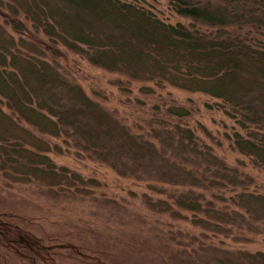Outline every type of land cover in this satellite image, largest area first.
Listing matches in <instances>:
<instances>
[{
	"label": "trees",
	"instance_id": "1",
	"mask_svg": "<svg viewBox=\"0 0 264 264\" xmlns=\"http://www.w3.org/2000/svg\"><path fill=\"white\" fill-rule=\"evenodd\" d=\"M8 1L14 3H4L11 15L22 14L35 33L116 74L113 83L123 91L138 82L145 95L172 87L216 100L235 125L225 135L229 148L264 170V0H165L186 21L175 23L139 0ZM6 25L0 22V172L58 192L68 186L87 193L80 186L96 185L95 180L48 156L73 150L121 176L152 182L148 187L157 197L144 195L143 201L153 211L174 218L182 217L180 209L191 212V222L202 230L240 241L246 240L244 232H264V193L250 191V177L178 121L189 115L187 109L170 105L164 116L130 127L39 44L15 37ZM12 28L23 30L17 22ZM160 108L153 106L155 112ZM38 135L61 139L67 149ZM199 188L231 194L207 199ZM217 199L227 203L217 207ZM200 250L194 257L175 255L169 264H264L262 251Z\"/></svg>",
	"mask_w": 264,
	"mask_h": 264
},
{
	"label": "rangeland",
	"instance_id": "2",
	"mask_svg": "<svg viewBox=\"0 0 264 264\" xmlns=\"http://www.w3.org/2000/svg\"><path fill=\"white\" fill-rule=\"evenodd\" d=\"M1 1L0 22H6L9 32L39 44L89 95L98 96L105 107L116 109L125 124L135 128V124L146 119L164 116L162 111L167 106L184 107L189 115L178 121L194 129L228 166H238L241 173L250 177V191L264 193V170L253 167L229 148L225 135L235 131V125L214 105L216 100L172 87L145 95L139 92L138 82H132L126 87L128 91H123L113 83L116 74L94 67L78 54L35 33L29 23L20 19L22 14L19 17L9 13L4 3L14 5L13 2ZM139 2L150 6L166 22H186L172 13L165 0ZM16 22L22 25V31L12 28ZM207 104L213 108L208 109ZM153 106L161 110L155 112ZM169 120L177 121L170 117ZM38 136L51 146L56 144L67 149L61 139ZM48 156L56 165L98 184L80 186L88 188L87 193L68 186L58 192L41 182L10 180L0 172V264H158L157 258L169 264L175 255L187 257L183 252L194 257L196 252H202L203 246L264 252V232H244L241 235L246 240L240 241L232 238L233 234L226 237L202 230L191 222V212L180 209L182 217L174 218L170 213L149 209L143 196L157 197L148 187L152 182L121 176L106 164L76 157L73 150L64 154L49 152ZM238 160L245 165H240ZM197 191L207 199L213 195L228 199L231 194L221 188ZM159 196L168 197L167 194ZM168 201L172 203L170 197ZM215 202L217 207L227 203L222 199Z\"/></svg>",
	"mask_w": 264,
	"mask_h": 264
}]
</instances>
